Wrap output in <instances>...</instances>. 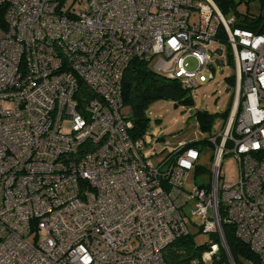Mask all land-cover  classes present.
I'll return each instance as SVG.
<instances>
[{
	"label": "built area",
	"instance_id": "2783aa9c",
	"mask_svg": "<svg viewBox=\"0 0 264 264\" xmlns=\"http://www.w3.org/2000/svg\"><path fill=\"white\" fill-rule=\"evenodd\" d=\"M234 22L213 0H0V264H165L196 219L235 264L219 211L250 249L242 264H264V33ZM220 43L235 89L207 143L134 138L130 63L190 91ZM226 159L233 182L221 181ZM218 251L211 243L188 264Z\"/></svg>",
	"mask_w": 264,
	"mask_h": 264
},
{
	"label": "trees",
	"instance_id": "16d2710c",
	"mask_svg": "<svg viewBox=\"0 0 264 264\" xmlns=\"http://www.w3.org/2000/svg\"><path fill=\"white\" fill-rule=\"evenodd\" d=\"M213 1L224 16L235 17L233 27L252 31L256 34L264 33V0H248V3L257 2L259 4V13H248L239 17L231 13L234 8L231 0ZM219 36L221 38L225 37L222 29L219 31ZM228 63L234 69V61L231 54H229ZM226 80L234 87L233 77L227 78ZM187 94L188 90L178 81L168 79L162 74L154 72L149 62L140 60L132 61L123 76L122 100L133 125V137L138 138L146 133L148 126L146 111L153 102L157 100H171L178 105H192ZM229 108L230 105L228 109L224 113L219 114V116L207 112L193 111L191 116L196 120L197 130L202 133L200 136L202 139H199L201 143H207L210 132H214L217 129L214 122L218 117L224 120ZM197 142L198 141H195V139L189 143L187 142L186 148L199 147L200 144ZM219 215L222 220V232L225 242L234 263L242 264L243 260L252 258L249 247L237 239L234 227L224 221V214L222 211H219ZM192 222L194 225H198L196 234L207 236V240L204 243H196L194 234L191 232L185 237L174 240L164 251L165 264H188L192 260H200L202 253L208 249L211 243L217 244L219 251L208 264H229L218 236L214 234H204L202 228L198 229L199 224H197V221L193 220ZM193 230H195V228Z\"/></svg>",
	"mask_w": 264,
	"mask_h": 264
},
{
	"label": "rangeland",
	"instance_id": "374dc122",
	"mask_svg": "<svg viewBox=\"0 0 264 264\" xmlns=\"http://www.w3.org/2000/svg\"><path fill=\"white\" fill-rule=\"evenodd\" d=\"M234 8L231 13L235 16H244L245 14H258L259 4L257 2H249L248 0H231ZM69 2V0H67ZM218 49L223 50L222 59L225 61L224 65L219 61L218 57H213L210 61L211 65L205 67L204 71L200 73L196 79V88L188 91L187 96L190 98L192 105H178L176 110L173 106L176 104L171 100H157L153 102L146 111L148 118V126L146 129L147 134L153 136L152 144L154 141L163 137L166 142L170 141L172 136H177V141L190 142L195 139V136H200L197 130L196 120L193 116L189 115L190 111L207 112L209 114L218 115L224 113L233 98L235 89V77L232 66L228 63L230 54L229 47L226 44L220 43ZM185 66L187 69H196V64L193 60L186 61ZM234 78V87L226 80L227 78ZM184 113V114H182ZM223 119L217 118L214 122L216 127H219ZM196 131V132H195ZM161 142L156 145V151L161 152L164 149ZM205 155L199 160V164L207 169L211 168L210 154L212 149L206 145L204 147ZM167 155L164 151L163 156L158 159L160 161ZM221 173L226 182H233L237 178L236 165L231 160L226 159L223 163ZM194 172H190L188 180L186 181V188L191 190L193 188ZM203 173L196 175V181L202 179ZM198 221V219H196ZM197 229L190 228V232L194 234L196 243H204L207 236L203 234H196Z\"/></svg>",
	"mask_w": 264,
	"mask_h": 264
},
{
	"label": "water",
	"instance_id": "95a60500",
	"mask_svg": "<svg viewBox=\"0 0 264 264\" xmlns=\"http://www.w3.org/2000/svg\"><path fill=\"white\" fill-rule=\"evenodd\" d=\"M213 55H216L218 58H220L222 56V52H221V50H218V51H215L214 53L211 54V56H213ZM220 62L223 64V61L222 60ZM177 108H178V105L175 104L173 106V109L176 110ZM182 114H184V113H182ZM192 114H193V111H190L189 112V115L191 116Z\"/></svg>",
	"mask_w": 264,
	"mask_h": 264
},
{
	"label": "crops",
	"instance_id": "0c3cea01",
	"mask_svg": "<svg viewBox=\"0 0 264 264\" xmlns=\"http://www.w3.org/2000/svg\"><path fill=\"white\" fill-rule=\"evenodd\" d=\"M196 132V131H195ZM213 131H211L210 133H212ZM202 133L200 132V135H201Z\"/></svg>",
	"mask_w": 264,
	"mask_h": 264
}]
</instances>
